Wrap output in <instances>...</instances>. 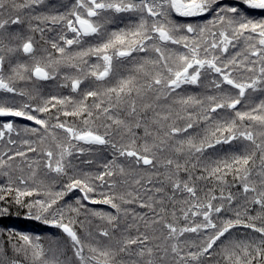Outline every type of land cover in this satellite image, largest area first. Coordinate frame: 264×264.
I'll use <instances>...</instances> for the list:
<instances>
[{"label":"snow or ice","instance_id":"snow-or-ice-1","mask_svg":"<svg viewBox=\"0 0 264 264\" xmlns=\"http://www.w3.org/2000/svg\"><path fill=\"white\" fill-rule=\"evenodd\" d=\"M255 12L264 0H0V118H13L0 122V219L16 206L64 234L46 249L39 234L0 229L23 254L7 264H264V15ZM46 30L53 51L37 54L32 34ZM57 79L76 95L34 87ZM218 145L229 149L208 153ZM96 147L111 149L102 171L73 163L93 165ZM200 181L219 194L202 196ZM238 227L258 239L232 238Z\"/></svg>","mask_w":264,"mask_h":264},{"label":"trees","instance_id":"trees-1","mask_svg":"<svg viewBox=\"0 0 264 264\" xmlns=\"http://www.w3.org/2000/svg\"><path fill=\"white\" fill-rule=\"evenodd\" d=\"M227 2L234 3L235 0H227ZM67 3H69V0H46V5H52L55 8H59V6L61 4H67ZM52 10H53L52 8L42 7L41 9L38 10V12H47V11H52ZM61 11H63V9H61ZM252 15H254L256 18H260L264 14L259 13V12H255V13H252ZM38 34L41 35V33H39V32H38ZM44 34H50L51 36H55L56 33L46 30ZM44 34H43V36H45ZM68 35L70 37L72 34L68 33ZM62 74L63 73H61V76H62ZM52 81L55 82V80H52ZM39 84L48 85V86L50 85L49 82H46V81H41V83H39ZM83 87H84V85H82V88ZM41 90H42V88H41ZM63 90L68 92V94H73V93L70 92V90L64 89V87H62L60 84H57L55 90H52V92H50L49 94H46V95L47 96L48 95H55V93H57L58 91H63ZM0 122H3L2 118H0ZM14 123H16L19 127H23V126H26V125L27 126H32V127L35 126L33 124V122L32 123L23 124V123H21V120L19 118L14 119ZM23 135L24 134L21 133V136H23ZM13 138L14 139H18L17 137H15V134H13ZM219 147L222 148V149H218V148H216L217 150L216 149H209L208 153L214 151L216 153L218 152V153L221 154V153H223V152H225V151H227L229 149L228 145H223V146H219ZM96 148L98 149L100 154L104 155L103 156L104 161L101 162V163H105L106 160L109 159L110 156H111V149L110 148H106V147L105 148L96 147ZM3 150H5V145H4L3 142H0V151H3ZM97 154L98 153H93L92 155L93 156H97ZM82 159H85V158L84 157H80L79 159L74 160L73 163L76 164L78 167L81 166V165H85V164H82L80 162ZM121 159H123V158H121ZM102 170L103 169H102L101 165H99V167H96L94 173L98 172V171H102ZM197 174H199V173H197ZM228 180H229V183H231V177H229ZM3 183H6V182L3 181ZM3 183L0 182V184H3ZM198 183H202V182L200 181ZM209 187L210 186H205L204 190L208 191ZM219 192L215 191V193H218V194H219ZM79 195H80V193L78 191H75V192L70 194V197L71 198L72 197L75 198V196L77 197ZM237 196L239 197L238 193H237ZM241 203H242V201H241ZM89 205L88 206L91 207L92 209H101V210H104V211H107V212L114 211L107 205H101V204H97V205L89 204ZM0 206H3V202H0ZM131 207L136 208V210L140 211V212L146 211L144 209H139L135 205H133ZM10 212L12 213V215L10 217L4 218V219H0V229L6 230L7 228L12 227V228H15V229H17L19 231H22V232H25V233H28V234H31V235L39 234L41 236V238H42V243H44V242L47 243L49 241L47 245H44L46 249L49 248L50 246H52V245H50L51 244L50 239L53 236H55L57 238H60V237H63V235H64L61 232V230H59V229L53 228L51 226L44 225V224H42L39 221L26 219L25 218L26 210L23 209V208H18L16 206H13V207L10 208ZM17 213H19L18 216H17ZM226 215L229 216L230 214L228 215V213H227ZM230 216H232V213H231ZM83 218H85V217H83ZM83 218H80V219L83 220ZM91 219L93 220V224L98 222V221L95 220V218H91ZM233 230L236 233V235H234V236L232 235V238H239V239H242V240L243 239H251V238H249V235L253 232L251 229H245L243 227H238V228L233 229ZM0 238H1V240H0L1 246H3L7 250V256L9 258H16V259L23 260V254L22 253L19 256H15V254L12 252V242L7 237L6 232ZM13 240H14V238H13ZM25 264H26V262H25Z\"/></svg>","mask_w":264,"mask_h":264},{"label":"rangeland","instance_id":"rangeland-1","mask_svg":"<svg viewBox=\"0 0 264 264\" xmlns=\"http://www.w3.org/2000/svg\"><path fill=\"white\" fill-rule=\"evenodd\" d=\"M230 3V2H229ZM39 13V12H38ZM13 27H15V26H13ZM112 27H115V25H113ZM33 36H34V43H35V45H36V47H37V54H42V52H43V50L44 49H48L49 51H53L52 49H51V47H50V43H45V40H48L50 37H53V36H51L50 34H44L45 36H43V38H42V36L40 35V34H38V32H36V33H33L32 34ZM40 35V36H39ZM39 36V37H38ZM63 75V74H62ZM62 77V76H61ZM46 82H49V86L48 85H42V84H39V83H41V81L39 82V81H36L35 82V85H34V87L35 88H37L41 93H43L44 95H46V94H49L50 92H52V90H55V88H56V85L57 84H60V85H62L64 82H63V80L62 79H57V80H55V82L54 81H46ZM63 87V86H62ZM41 88H42V90H41ZM64 89H67V90H70V88H68V87H64ZM188 91H189V93L190 94H195V93H200V92H202L203 90L202 89H199V88H196L195 86H189V88H188ZM55 95H69L68 94V92H66L65 90H63V91H58L57 93H55ZM71 95H76V94H71ZM47 96V95H46ZM239 107V106H238ZM3 120H5V119H13V118H2ZM14 119H16V118H14ZM20 120H21V123H23V124H26V123H32L31 121H25V120H23L22 118H19ZM70 120H71V118H69ZM216 148H218V149H222V148H220L219 146H217ZM217 150V149H216ZM94 153H98L97 154V156H93L92 155V158L94 159V163L95 164H93V165H91V166H88V165H81V166H79V168H83V169H85V170H90V171H92V172H94L95 171V169H96V167H99V165H101L102 166V164L103 163H101V162H103L104 161V158H103V156L104 155H102V154H100L99 153V151H98V149L97 148H95V151H94ZM209 154H212L213 156H215V155H217V154H220V153H216V152H214V151H212V152H210ZM84 158H87V156H85ZM84 166V167H83ZM3 181H7V178L6 177H3V176H0V182L1 183H3ZM202 183H198L199 184V186H200V188L201 189H203V191L200 193L202 196H203V194H204V192H205V190H204V187L205 186H210L209 187V189H213L214 191H216V192H219L220 191V188L218 187V186H216V184H215V182H208V183H205V182H203V181H201ZM205 185V186H204ZM233 192H234V194L235 195H237V193H238V195H239V190L238 189H234V188H232L231 189ZM238 190V191H237ZM105 191H107V189H105ZM217 195H218V193H216ZM76 197V196H75ZM74 197H66V199L67 200H69V202H74V199H73ZM89 205V204H88ZM90 206V205H89ZM88 206V208H91V207H89ZM92 209V208H91ZM231 215V212H229L228 213V215ZM229 215V216H230ZM84 216L82 215L80 218H83ZM90 218V217H89ZM85 218H83V220H84ZM91 219V218H90ZM257 223H259V222H257ZM232 235L234 236V235H236V233L234 232V230H232ZM1 237V236H0ZM258 237H259V234H257V233H254V232H252L250 235H249V238H257L258 239ZM0 240H1V238H0ZM11 242L13 243L14 242V240H11ZM44 242V241H43ZM49 242V241H48ZM48 242L47 243H43L44 245H47L48 244ZM50 242H51V239H50ZM50 245H52V244H50ZM0 246H1V242H0ZM53 246V245H52ZM3 247V246H2ZM69 255H71V253H69ZM218 258V257H217ZM8 259H9V257L7 256V257H4V256H0V260H2L3 262H4V264H7V262H8Z\"/></svg>","mask_w":264,"mask_h":264}]
</instances>
